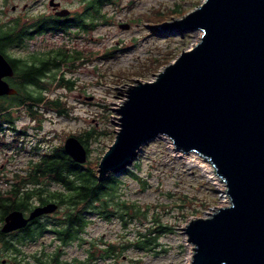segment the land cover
<instances>
[{"label": "rangeland", "instance_id": "obj_1", "mask_svg": "<svg viewBox=\"0 0 264 264\" xmlns=\"http://www.w3.org/2000/svg\"><path fill=\"white\" fill-rule=\"evenodd\" d=\"M109 1L95 11L87 6V0H59L58 7L81 15L72 17L73 20L65 24L69 28L63 30L55 24V30L50 33L34 34V37L26 39L22 48L6 49L10 56L21 58L58 49L68 52L69 57L62 68L54 78L51 76L45 82L49 89L47 98L61 103L60 113L40 106L42 114L35 123L26 113L17 112L20 119L16 125H35L29 130L35 137L29 133L25 144L29 147L38 139L45 149L62 146L69 135L94 130L96 136L88 139L89 152L85 162L93 168L113 142L118 129L115 111L126 99L127 84L154 80L155 74L174 61L181 51L195 44L201 34L196 29L167 30L163 27L194 10L203 0ZM42 2L9 0V5L25 7L32 13L43 9ZM90 13L94 14L93 18L88 17ZM74 23L79 27L70 28ZM12 137V131L0 133V190L6 188L2 183L4 168L9 174L23 167L31 158V154L16 153V150L11 153L7 145L3 146ZM169 141L171 139L164 136L143 145L128 166L129 171L136 173L145 185H140L135 178L119 176L122 187L119 192L132 201L156 207L146 211L147 220L144 222H132V236L128 235L132 238V248L122 251L115 260H99L95 264H188L192 245L182 228L188 221L207 217L217 207L228 204L225 189L224 194L218 186L221 181L216 183L208 177L199 166L190 163L189 154L172 149ZM224 199L227 200L225 204ZM166 203L162 209L160 206ZM153 215L159 224L169 226L173 231L160 235L153 250L135 248L133 242L138 231L157 224L152 222ZM90 219L81 236V244L73 242L64 248L66 259H83L90 244L95 245L101 240L117 242V231H123L115 220L105 221L95 215ZM56 244L50 236H45L35 245L25 247V253L29 255L40 247L39 250H52ZM7 257L12 258L3 252L2 258Z\"/></svg>", "mask_w": 264, "mask_h": 264}, {"label": "water", "instance_id": "obj_2", "mask_svg": "<svg viewBox=\"0 0 264 264\" xmlns=\"http://www.w3.org/2000/svg\"><path fill=\"white\" fill-rule=\"evenodd\" d=\"M163 29L201 34L154 80L127 84L97 177L123 171L143 145L169 137L174 150L210 161L230 199L182 228L193 243L188 264H264V0H203ZM11 74L0 53V97L17 93L4 81ZM63 149L76 163L87 159L74 136ZM21 217L8 213L3 230L25 225Z\"/></svg>", "mask_w": 264, "mask_h": 264}, {"label": "flooded vegetation", "instance_id": "obj_3", "mask_svg": "<svg viewBox=\"0 0 264 264\" xmlns=\"http://www.w3.org/2000/svg\"><path fill=\"white\" fill-rule=\"evenodd\" d=\"M59 4V0H43L41 4L43 9L35 10L34 12L30 13L29 11H26L25 7L19 8L16 5H9V0H0V42H4L3 39L5 37H8V35L12 34H23L26 36H31L29 38H32L34 37L32 36L34 34L41 35L45 33H50L52 29L55 30V24H58L62 27L65 26V24L68 23L69 20L72 21V17L81 16L80 14H72L65 7H58ZM9 10H11V13H8ZM31 20L32 22L28 23ZM26 39L28 38L22 39L21 45L19 47H16L14 45H8V48H22L23 43ZM62 52L64 51L58 49L56 52L46 51L42 53L31 54L26 58H21L10 56L9 54H7L6 50L5 53H1L0 51V53L6 58V60L10 63V66L12 67L11 76L4 77V81H6L10 87L14 88L18 92L16 87L11 85V80H13L16 76V70L20 69L22 63L25 62L39 65L42 62V65H45V63H50L49 65H46L47 68L45 69V72L41 77V82L45 83L49 77H54L53 75L55 71L58 72L62 68L61 66L66 60V54L62 60L58 58V54ZM66 52L67 51H65L64 53ZM54 58L57 62L56 65H54L50 61ZM14 65H16V68L14 67ZM16 95L17 93L5 96ZM9 111H15L12 117V122L1 123L0 133L3 132V130H7V132L12 131L14 137H12L11 141H9L8 143H4L3 146L7 145L6 147L11 151V153L16 150V153L21 152L31 154V158L26 160V164L23 167L17 169L16 171L9 172V174L8 171L4 168V179L2 183L5 184L6 188L0 190V196L2 195L3 197H7L8 195H10V193L16 192V189H18V192H23L27 191L30 188H39L40 193L43 194L42 197L44 199V202L40 201V198H38L37 200H31L27 207H25L24 209H20L18 205L12 204V207L10 206V209H8L9 207H7L5 210L3 208V205H7L8 201L6 199L1 200L0 264H95L99 260H115V258L122 251L126 252L127 250L132 248V239H130V237L128 236L132 234V227H129L128 230L123 229V231H117V237L115 239L117 242H115L114 240H101L95 245L90 244L88 249L85 250L86 256L83 259L75 257L71 260L66 259V257H64V248L67 245L73 242H80L82 240L81 236L84 234L85 227L88 225L89 221L91 220L90 218L93 215H86L87 223L83 227V230L78 233L79 237L77 239L68 243L60 242L59 239L61 235L64 234L66 231L67 220L71 212L70 206L67 209L65 208L64 204H66L67 201L59 199V197H63L62 193L66 192L63 191L62 187H60L57 182L53 181V179L47 176L46 174L42 175L41 173H39V175H37L36 177H33L32 175L34 174L36 166L39 164L42 155L57 153L61 151L62 146L45 149L40 145V141L37 139L35 143H31L30 146L27 147V145L25 144V137L29 136V133L31 137H35V135L29 131L34 128L35 125H25L23 127H17L16 122L20 119V116L17 114V112L26 113L27 116L30 117L35 123L40 114H37L36 110H34L33 116H31L25 108H16L14 110ZM84 134H86V132H82L81 134L74 136L76 138H82ZM12 142H16V144H12ZM5 150L6 151H4L3 149L4 152H9L7 149ZM62 150L64 151V149ZM65 155L70 158L68 154L65 153ZM76 164L78 166H81L82 169H86L87 166L91 167V165L87 163ZM97 168L98 164L94 168L96 170V175L98 176ZM128 168L129 167L127 166V168H125L119 173H109L105 176V178L109 176H117L118 181L120 183L119 176L122 174L124 176H127L126 173L129 172ZM104 179H98V182H103ZM54 186H56V188L52 189V187ZM125 202L130 203L132 205V198H129L126 195ZM40 207L41 209L46 208V210L36 214L35 216H32L36 209ZM80 207L81 205L78 204L74 208L73 212L78 211ZM14 210H17L21 213V218L25 219L26 223L23 226L14 228L12 230L4 231L3 226L6 221V216L8 213ZM96 217L104 220L100 216L96 215ZM79 224V221L75 222V228H77ZM119 225L120 229H122L121 224ZM45 236H50L51 239L57 243L56 245H54L52 250H39L41 248L40 247L29 255L25 253V247L35 245L38 240H41V238ZM78 244L80 245L81 242ZM7 246H11L10 249L13 246L20 249L22 251V254L25 255V259L14 258L12 255L13 252L10 251V249L5 250ZM3 252H5L7 255L9 254L12 258L7 257V259H3ZM57 254L59 255V259H54L53 256H56ZM31 256L43 258L38 260L33 259Z\"/></svg>", "mask_w": 264, "mask_h": 264}, {"label": "trees", "instance_id": "obj_4", "mask_svg": "<svg viewBox=\"0 0 264 264\" xmlns=\"http://www.w3.org/2000/svg\"><path fill=\"white\" fill-rule=\"evenodd\" d=\"M87 1L88 7L90 9L94 8L95 11L101 9L105 4L110 2L109 0ZM93 16V13L88 15L90 18H93ZM62 27L64 28L63 30L69 28L67 26ZM71 27H79V25L74 23L70 28ZM29 37L31 36L23 34L8 35V37L3 39L4 42H0L1 53H5L8 45L19 47L22 39ZM58 55V58L61 60L64 57H69L68 52H62ZM50 61L54 65L57 63L55 58ZM49 64L50 63H45V65H42L41 62L39 65L25 62L22 63L20 69L16 70L17 73L15 78L11 80V85L15 86L18 92L16 96L0 97V124L3 122H12V117L15 111L11 112L9 110H14L16 108H25L31 116H33L34 110H36L37 114H42L40 112V106H46V109H54L60 113L59 109L61 103L58 100L47 98V91L49 89L44 82H41V77L47 68L46 65ZM14 67L16 68V65H14ZM56 73L57 71L54 72V77ZM93 136H96L95 131L90 130L84 134L82 138H78L84 146L86 153L89 152L88 139ZM62 149L57 153L42 155L39 164L36 166L35 172L32 175L33 177H36L39 173L42 175L46 174L52 178L53 181L57 182L60 187H62L63 191L66 192L62 193L63 197H59V199L67 201V203L64 204L65 208L67 209L70 206L71 212L67 220L66 231L59 239L61 243H68L79 237L78 233L83 230V227L87 223L86 215H97L105 221L115 220L117 223L121 224L122 229L132 227V222H144V220H147L146 211L149 210V208H154L156 206H149L148 204L142 205L136 201H132V205L125 202L126 195L118 191V189L121 190L122 187H120L121 183H119L117 176H109L105 178L103 182H98L99 180L97 179L96 170L94 168L87 166L86 169H82L81 166H78L67 155H65ZM126 175L129 178L139 180L140 185H145L144 180H140L136 173L129 171ZM42 196L43 194L40 193L39 188H30L23 192H18V189H16V192L10 193L7 197L1 195L0 205L1 200L6 199L8 203L7 205H3L5 210L7 207L10 209L12 204H16L20 209H24L31 200H37L40 198L39 200L44 202ZM78 204L81 205L80 209L73 212ZM167 204L168 203L160 207L164 209ZM78 221L80 224L75 228V222ZM152 222L157 224L152 228L147 227L144 231H138L137 237L133 242L135 248L145 251L153 250L157 245V238L160 235L173 231L171 227L159 224L155 215H153ZM10 247L11 246H7L5 250L10 249ZM10 251L13 252L12 255L14 258L25 259V255L22 254V251L15 246H13ZM31 257L38 260L43 258ZM53 258L59 259V255L57 254L56 256H53Z\"/></svg>", "mask_w": 264, "mask_h": 264}, {"label": "bare ground", "instance_id": "obj_5", "mask_svg": "<svg viewBox=\"0 0 264 264\" xmlns=\"http://www.w3.org/2000/svg\"><path fill=\"white\" fill-rule=\"evenodd\" d=\"M196 31H200L199 29H196ZM125 96H126V94H125ZM117 113V112H116ZM120 113H118V115H119ZM121 116V115H120ZM118 116H116V118H117ZM169 143L170 144H172L171 143V141H169ZM172 149H173V147H172ZM189 154V156H188V159H189V161H190V163H192V164H194V165H197V166H199L202 170H203V172L208 176V177H210L211 179H213L216 183H217V180L219 181H221L222 179L220 178V177H218L216 174H215V169H214V166L210 163V161L209 160H206L204 157H202L199 153H197V152H193V151H190V153H188ZM201 156V157H200ZM205 162H208V163H205ZM224 185H225V183L223 182V180L220 182V183H218V186L222 189V191H223V193L225 194V192H224ZM226 195V196H225ZM224 196L226 197V199L228 200V204H230V202H229V196L227 195V194H225ZM226 199H224V204H225V201H227ZM228 204L227 205H224V206H220V207H226V206H228ZM217 208H219V207H217ZM216 208V209H217ZM210 214V212L209 213H207V215H209ZM206 215V216H207ZM191 245H192V248L191 249H193V243H190ZM193 251V250H192ZM191 255V254H190ZM190 258V257H189ZM188 258V260H187V263L190 261V259Z\"/></svg>", "mask_w": 264, "mask_h": 264}]
</instances>
